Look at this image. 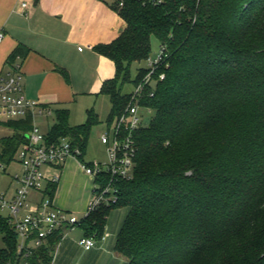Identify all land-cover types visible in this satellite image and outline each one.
Listing matches in <instances>:
<instances>
[{
	"label": "trees",
	"instance_id": "16d2710c",
	"mask_svg": "<svg viewBox=\"0 0 264 264\" xmlns=\"http://www.w3.org/2000/svg\"><path fill=\"white\" fill-rule=\"evenodd\" d=\"M113 8L125 29L94 48L116 68L101 89L111 104L108 127L135 103L148 70L134 79L131 68L150 58L152 38L164 50L165 78L139 100L151 113L133 133V178L115 180V201L79 228L101 240L110 212L125 209L114 250L126 264H264V0H125ZM29 52L18 46L8 62ZM53 110L49 142L69 138L85 160L99 115L89 109L85 123L70 126L68 109ZM32 125L31 116L0 123L13 130L0 138L1 162L11 164ZM0 240V264H51L49 247L19 254L1 216Z\"/></svg>",
	"mask_w": 264,
	"mask_h": 264
},
{
	"label": "crops",
	"instance_id": "0c3cea01",
	"mask_svg": "<svg viewBox=\"0 0 264 264\" xmlns=\"http://www.w3.org/2000/svg\"><path fill=\"white\" fill-rule=\"evenodd\" d=\"M113 5L114 0H0V77L19 64L24 96L52 109L69 110L80 97H95L100 85L113 76L114 62L94 48L112 43L126 26ZM18 46L30 52L8 62ZM61 71L68 73V80ZM92 189L93 179L70 159L62 167L52 200L56 207L84 216ZM70 230L62 229L57 237L66 238ZM116 241L109 235L90 251L80 245L84 263L126 264L114 250ZM60 247L63 255L55 264H70L73 245Z\"/></svg>",
	"mask_w": 264,
	"mask_h": 264
},
{
	"label": "built area",
	"instance_id": "2783aa9c",
	"mask_svg": "<svg viewBox=\"0 0 264 264\" xmlns=\"http://www.w3.org/2000/svg\"><path fill=\"white\" fill-rule=\"evenodd\" d=\"M119 8L125 0H114ZM154 5H161L165 0H147ZM26 7V4H22ZM3 36L0 34V42ZM165 58L160 48L155 58L146 61L148 70L142 81L133 89L130 105L124 116L118 119L109 133L101 138L107 146L108 160L104 162L81 160L82 150L69 138H59L49 142L36 123L38 118L49 119L54 115L52 108L30 100L24 96L21 66L14 65L0 77V123L25 119L31 116L32 129L26 135V143L21 145L11 162H17L21 169L11 175L9 188L0 193V216L8 220L18 237V252L29 258L34 251L47 247L49 240L57 236L62 229H77L82 220L90 213L115 201L116 180H130L135 172L136 144L133 133L146 125L148 120L141 116L144 109L139 104L146 94L153 95L157 79L163 80L165 74L159 72ZM70 159L78 161L82 171L93 179L92 197L82 219L75 214L56 207L49 190L61 181V170ZM0 161V172L7 173V167ZM32 193L39 197L31 198ZM59 235V234H58ZM109 234L101 237L105 241ZM95 237L83 236L79 243L86 251L96 247Z\"/></svg>",
	"mask_w": 264,
	"mask_h": 264
},
{
	"label": "rangeland",
	"instance_id": "374dc122",
	"mask_svg": "<svg viewBox=\"0 0 264 264\" xmlns=\"http://www.w3.org/2000/svg\"><path fill=\"white\" fill-rule=\"evenodd\" d=\"M160 52V43L156 38H152L151 40V58H155ZM147 64L146 62L140 63V64H133L131 68V76L132 78H136L139 69L146 68ZM116 75V68L114 64V73L111 79H113ZM103 84L100 85L97 92H95V97H80L76 100V102L73 105L69 106L70 110V117H69V124L70 126H78L83 123H85L87 119V111L89 109H94L95 112L99 115L101 124L94 128L90 134V137L86 144V151H85V160L87 162L89 161H100L104 162L108 160V154H107V146L102 143V136L104 134L109 133V128L107 125V118L109 116L110 110H111V104L109 101V98L106 96H102L101 98L96 96H99L101 93ZM131 87H127L126 90L129 91ZM54 111V110H53ZM141 116H145L148 120V112L146 110L141 111ZM55 117H51L49 119L44 118H38L36 120L37 125L39 126L40 130L47 134L51 128V126L54 123ZM113 126V125H112ZM13 134V130L9 127L0 126V138L8 137ZM21 169V166L17 162H13L12 164L7 167V173L0 172V193L6 191L10 184H11V175L16 173L18 170ZM38 196L37 193H32L31 198L36 199ZM127 210L125 209H115L113 210L108 218H107V228L105 230V234L110 235V241H115L117 238L118 232L121 229L125 219L127 218ZM78 218L82 219L84 216L82 214H77ZM80 230V229H79ZM75 229L67 231L65 235L66 238H59L56 239L55 242L49 247V252L51 256V264H55L58 258V255H61L60 246H62L63 243H70L73 245V258L71 259L70 264H85L84 263V256L82 249L80 247V239L82 232ZM83 237V236H82ZM102 241V240H100ZM99 242V241H98ZM97 242V243H98ZM103 242V241H102ZM0 247H3V243L0 240ZM60 252V253H59ZM63 255V254H62ZM61 255V256H62ZM120 260H126V258L120 259Z\"/></svg>",
	"mask_w": 264,
	"mask_h": 264
}]
</instances>
